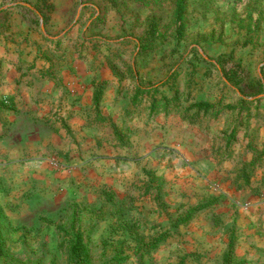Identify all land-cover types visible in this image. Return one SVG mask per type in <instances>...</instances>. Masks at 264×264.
I'll list each match as a JSON object with an SVG mask.
<instances>
[{
    "label": "rangeland",
    "instance_id": "rangeland-1",
    "mask_svg": "<svg viewBox=\"0 0 264 264\" xmlns=\"http://www.w3.org/2000/svg\"><path fill=\"white\" fill-rule=\"evenodd\" d=\"M183 4L0 0V57L73 107L0 113V264H73L76 234L90 264H264V188L231 184L264 177V0Z\"/></svg>",
    "mask_w": 264,
    "mask_h": 264
},
{
    "label": "crops",
    "instance_id": "crops-1",
    "mask_svg": "<svg viewBox=\"0 0 264 264\" xmlns=\"http://www.w3.org/2000/svg\"><path fill=\"white\" fill-rule=\"evenodd\" d=\"M41 69L42 67L37 65L35 70H28L23 63L18 64L17 61H5L0 57V113L2 112V114H4L8 110L6 109V106L1 104L2 99L4 100L5 98L12 99L15 110L10 111H12L15 115H22L24 113L30 114L35 112L37 106L34 100L37 97H40L39 102H42L43 100V103L45 104V106H43L44 109L47 105L50 107L52 104L59 102L66 104L65 108L67 109L73 108L70 106L69 97H67V90L69 89L68 84L72 80L71 76L66 74L65 71L56 75L52 73V75L49 76L45 72L41 71ZM54 80L57 81L59 87L54 85ZM66 98L68 99L66 100ZM250 156L251 157H249V159L245 160L247 161L245 162L246 164H242L236 170L232 171L233 174L231 177V184L234 187L233 192H236L235 190L240 191L242 189L250 190L253 187H255L253 188L254 190L258 191L259 189L261 191L262 188H264V177H257L255 181H251L249 184L244 182L236 183L233 180L235 179V177H233L235 176L234 174L239 172V170L243 168L242 166L246 167L247 165H251L256 162L254 154ZM257 172H254V174ZM253 197L254 196L251 198ZM253 205L264 208V198H257ZM253 211L256 212V210ZM262 221L264 222V216Z\"/></svg>",
    "mask_w": 264,
    "mask_h": 264
},
{
    "label": "trees",
    "instance_id": "trees-1",
    "mask_svg": "<svg viewBox=\"0 0 264 264\" xmlns=\"http://www.w3.org/2000/svg\"><path fill=\"white\" fill-rule=\"evenodd\" d=\"M183 2H184V0H176L177 9L175 11L174 18L177 17V21H175V22H177V23L180 22L178 28H182L184 26L183 21H182V15H183L182 10L184 9ZM232 74L235 76L238 75L234 72ZM137 91L139 93H141L140 89H138ZM101 93H102V88L97 87L95 90L94 96H93L95 106H98L100 101H101ZM169 102L170 101L164 97L160 98V99L156 100L153 103V105H151V109L152 110H158V107H160L161 104L168 107ZM1 104L3 106H6L9 110H15L14 109V103H13L11 98H5L4 100L1 101ZM192 108H196L198 111H202V110L207 111V107L202 106L200 104L193 105ZM241 170L244 171L245 169H240L239 171L242 172ZM244 179H246V178H244ZM0 216H1V207H0ZM187 219H188V217H184L183 219H181L179 221V224L186 222ZM158 238H160V237H158ZM159 240L160 239L155 240L154 243L152 242L150 246L155 247L156 245L159 244V242H160ZM69 242H70L71 259H72L73 264H90L88 249L83 242L82 235L76 234V235L72 236V238L70 239ZM0 250H1V242H0ZM122 261H123L122 258H118V259H115V262H113L111 264H120Z\"/></svg>",
    "mask_w": 264,
    "mask_h": 264
}]
</instances>
